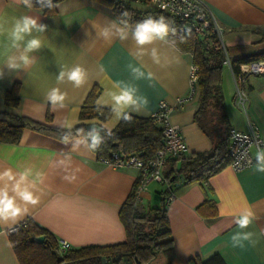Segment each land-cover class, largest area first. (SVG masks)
I'll list each match as a JSON object with an SVG mask.
<instances>
[{
  "label": "crops",
  "instance_id": "0c3cea01",
  "mask_svg": "<svg viewBox=\"0 0 264 264\" xmlns=\"http://www.w3.org/2000/svg\"><path fill=\"white\" fill-rule=\"evenodd\" d=\"M203 1L223 28L230 61L245 56L251 44L262 39L264 0ZM127 2L144 8L142 2ZM22 14L39 18L48 28L39 34L43 48L35 53L37 60L27 71L17 74L4 70L0 77V111L12 110L65 129V121L74 126L80 122L81 106L93 87L98 88L96 101L101 97L108 100L106 93L118 92L115 87L118 84L134 88L137 96L148 101L142 110L130 111V114L150 117L161 100L174 106L170 120L184 135L186 154L212 148L210 138L194 121L196 94L182 104L176 102L189 91L190 53L169 40V43L156 41L145 45L147 54L138 56L131 36L127 40L101 38L98 35L101 29L108 21L116 19L107 7L95 0H61L55 4L51 15H46L41 7L26 6L23 0H0V18L10 20ZM153 47L159 50V64L151 59ZM75 65L87 70V80L81 87H74L67 79L57 81L61 66ZM134 68L143 72V77H138ZM14 83L19 84L20 103L17 108H9L3 96ZM222 86H225L224 101L231 128L246 130L249 117L256 122L264 139V74L247 78L248 116L234 101L233 71L226 65L222 67ZM52 88L66 93L65 108L52 110L46 100ZM100 106L110 109L107 105ZM47 112L51 115L50 121L46 120ZM117 122L112 114L104 121H87L111 129ZM255 153L252 149L254 157ZM65 154H70L71 158L67 168L59 163ZM26 168L42 172L44 183L38 185L36 192L39 202L28 205V213L12 227L30 218L56 239L68 241L71 248L125 240L118 213L134 186L138 169L116 168L83 145L78 151H72L71 144L65 145L60 138L30 128L22 131L15 144L0 142V172L11 169L19 173ZM168 168L169 162H166L164 171ZM72 172L77 179L69 183L64 176ZM161 187L160 183L151 188L148 185L142 198L151 203ZM173 194L174 198L166 204L173 239L171 264H188L191 257L205 259L213 253H219L225 264H264V172L257 171L256 161L239 171L226 165L206 181L179 184ZM205 199L214 201L215 217H205L198 212L197 206ZM246 209H251L254 219L242 230L235 224V217ZM8 229L0 225V264H20L10 244ZM241 231L252 233L251 239L243 241L242 246H233L232 236Z\"/></svg>",
  "mask_w": 264,
  "mask_h": 264
},
{
  "label": "trees",
  "instance_id": "16d2710c",
  "mask_svg": "<svg viewBox=\"0 0 264 264\" xmlns=\"http://www.w3.org/2000/svg\"><path fill=\"white\" fill-rule=\"evenodd\" d=\"M59 1L61 0H50V6H42L37 0H31L29 7H41L46 15H51L55 12V4ZM95 1L107 7L115 19L127 13L126 18L133 26L149 15L153 17L163 15L172 22L169 40L182 51L190 53L192 63L198 67L194 121L210 138L212 148L204 152H192L169 158L167 161L169 168L164 171V181L160 183L162 187L155 192L158 200L156 204L152 201V206L146 213L138 208L139 202H134L138 186L136 179L118 213L125 230L124 241L106 245H85L70 248L65 253L59 254L57 239L30 218L22 223L21 228L9 233V241L20 264H171L173 239L168 225L166 197L173 193L176 184L180 181V185L206 181L230 161L228 135L231 126L222 92L225 53L215 37L207 32L197 35L185 29L178 20L162 10L147 4H144V8H139L122 0ZM42 2L46 4L47 0ZM261 40H264V33ZM259 59H264V50L231 59V66L236 72L240 63ZM18 91V83H14L5 91L3 96L5 106L18 107L20 103ZM97 96L98 88L93 87L81 106L80 122L74 126L73 132L80 128L88 131L86 125L89 120L104 121L110 117L109 108L99 106L103 110H96ZM130 115L131 122L121 119L111 129V133L101 128L100 133L104 141L96 151L98 158H111L112 152L118 151L123 154H136L147 160L161 146V129L152 118ZM46 120H51L49 112L46 114ZM26 128L57 138L69 132L67 128H58L12 110L0 111V142L17 143ZM197 210L205 217L211 218L217 215V209L211 199H205L197 206ZM38 235L44 236V240L40 243L33 240V237ZM188 264H225V262L219 253H213L205 259L199 256L191 257Z\"/></svg>",
  "mask_w": 264,
  "mask_h": 264
},
{
  "label": "clouds",
  "instance_id": "9594fccd",
  "mask_svg": "<svg viewBox=\"0 0 264 264\" xmlns=\"http://www.w3.org/2000/svg\"><path fill=\"white\" fill-rule=\"evenodd\" d=\"M26 6L31 5V0H23ZM42 6H50V0L43 3L37 0ZM163 7V5H162ZM127 13H123L116 20L108 21L101 29L98 35L110 40L119 38L127 40L131 36L137 45V55L143 56L146 53L145 45H152L156 41L169 43L170 24L168 18L161 15L159 17L147 16L131 25L126 18ZM48 26L41 23L39 18L28 14H22L13 17L10 20L0 18V77L4 75V70L19 73L21 70L27 71L37 60L35 53L43 48V42L39 34L46 32ZM151 59L154 63L161 62L159 50L153 47L150 51ZM138 77H143L144 73L139 69H133ZM58 82L65 79L71 82L74 87H81L87 80V70L81 65H75L71 68L61 66L56 77ZM119 89L116 91H108L106 95L109 97L105 100L103 97L96 101V110L102 111L99 107L101 104L110 107L111 114L116 121L123 119L125 122H131V112L142 110L147 104V99L136 95V90L131 87H121L115 85ZM66 93L59 88H52L46 95V100L50 103L52 110L63 109L65 105ZM111 133V128L107 125H100ZM63 127L69 129L68 133L62 134L60 139L65 145L71 144L72 151H78L83 145L89 152H96L99 145L104 141V137L93 124L90 130L83 128L75 129L74 125L65 121ZM251 163V159L246 154H241L237 160V165L242 161ZM256 169L264 172V149H258L255 153ZM66 168L70 167V154H65L63 160L59 162ZM69 183L77 179L75 172L64 176ZM44 183V174L40 171H34L26 168L19 173H13L11 169H5L0 172V225L11 228L17 224L28 213V205H36L39 202V196L36 194L38 185ZM254 219L251 209H246L235 217V224L239 229H247ZM252 237V233L241 231L232 236L233 246H242L243 241H248Z\"/></svg>",
  "mask_w": 264,
  "mask_h": 264
},
{
  "label": "built area",
  "instance_id": "2783aa9c",
  "mask_svg": "<svg viewBox=\"0 0 264 264\" xmlns=\"http://www.w3.org/2000/svg\"><path fill=\"white\" fill-rule=\"evenodd\" d=\"M127 1V0H122ZM142 2L156 9L162 10L171 17L178 20L182 26L197 35L209 33L215 37L224 53L225 59L223 65L229 66L233 71L235 91L234 101L238 107L242 109L248 116V92L246 90V81L250 75L264 74V59L243 62L239 64L238 70L235 72L231 66V61L223 41V28L204 3L203 0H134ZM163 5V7H162ZM198 78V67L191 63L189 69V91L185 96L177 98V104H182L184 101L195 97V84ZM174 106L168 102L161 100L158 103L157 109L150 115L152 121L161 129V146L156 149L151 158L144 160L136 154H123L121 152H112L111 158H102L116 168L134 167L138 169V186L135 191L134 202H139L142 198V193L147 189L151 182L162 183L164 181V166L169 158L179 157L187 153V146L184 135L178 125L170 120V115ZM229 141V166L235 171L245 169L255 162V157L252 155V149L256 151L264 147V139L260 136L259 128L256 122L247 117V129L239 130L231 128L228 135ZM241 154H246L251 159V163L237 165V160ZM174 198V194L170 193L166 197V203ZM23 224L16 225L8 229L11 233ZM71 245L65 239H57V252L65 253Z\"/></svg>",
  "mask_w": 264,
  "mask_h": 264
},
{
  "label": "rangeland",
  "instance_id": "374dc122",
  "mask_svg": "<svg viewBox=\"0 0 264 264\" xmlns=\"http://www.w3.org/2000/svg\"><path fill=\"white\" fill-rule=\"evenodd\" d=\"M223 39H224V35H223ZM224 46H225V49H226L228 55L230 56L229 47H228V45H227L226 42H224ZM260 50H264V40H261V41H257V42L252 43L251 46L245 51L246 52L245 55L252 54V53L257 52V51H260ZM222 92H223V95L226 97L225 86H222ZM225 105H226V103H225ZM227 110H228V108H227ZM227 113H228V111H227ZM154 185H157V183L151 182L149 184L150 188L152 186H154ZM151 206H152V202L150 203L145 198H141V200L138 203V208L142 212H145V213L147 212L148 208L151 207Z\"/></svg>",
  "mask_w": 264,
  "mask_h": 264
},
{
  "label": "water",
  "instance_id": "95a60500",
  "mask_svg": "<svg viewBox=\"0 0 264 264\" xmlns=\"http://www.w3.org/2000/svg\"><path fill=\"white\" fill-rule=\"evenodd\" d=\"M93 124H96V127H97V129L99 131L101 130V127H100V125L98 123H89V124L86 125V128L88 130H90V128L92 127ZM180 183H181V181L179 183H177L176 186H178ZM157 200H158V195L155 193L153 195L154 204H156ZM33 240L40 243V242H42L44 240V236L43 235L34 236Z\"/></svg>",
  "mask_w": 264,
  "mask_h": 264
}]
</instances>
